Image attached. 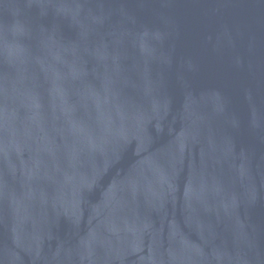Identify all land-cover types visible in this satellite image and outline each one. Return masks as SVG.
Here are the masks:
<instances>
[{
    "label": "water",
    "instance_id": "95a60500",
    "mask_svg": "<svg viewBox=\"0 0 264 264\" xmlns=\"http://www.w3.org/2000/svg\"><path fill=\"white\" fill-rule=\"evenodd\" d=\"M0 264H264V0H0Z\"/></svg>",
    "mask_w": 264,
    "mask_h": 264
}]
</instances>
